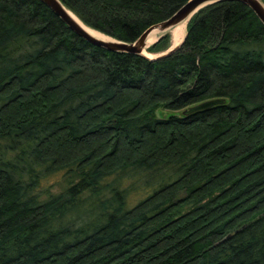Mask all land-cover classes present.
<instances>
[{
  "label": "trees",
  "instance_id": "1",
  "mask_svg": "<svg viewBox=\"0 0 264 264\" xmlns=\"http://www.w3.org/2000/svg\"><path fill=\"white\" fill-rule=\"evenodd\" d=\"M60 1L132 42L188 0ZM56 172L68 185L42 190ZM0 264H264V25L246 4L202 7L151 59L0 0Z\"/></svg>",
  "mask_w": 264,
  "mask_h": 264
},
{
  "label": "water",
  "instance_id": "2",
  "mask_svg": "<svg viewBox=\"0 0 264 264\" xmlns=\"http://www.w3.org/2000/svg\"><path fill=\"white\" fill-rule=\"evenodd\" d=\"M40 1L43 2L56 16H58L72 32H74L77 36L89 41L90 43L97 46H101L109 51L141 54L152 59V58L165 56L171 53L172 51H174L183 42L186 35L185 32V35L183 36L181 42L178 45L174 46L173 48L154 57H149L143 54V50L146 47H148L146 46V40L153 29H157L160 32L162 31L164 32L171 26L181 22L184 19L189 20L192 17V15L202 7L225 0H188L172 16L149 26L144 32H142L138 36V38H136L132 42L118 40L108 35H107L108 38L96 37L91 33L87 32L84 28H82V26H80V24L76 22V20H74V18L69 13L70 10L60 0H40ZM227 1H233V0H227ZM234 1H240L246 4L255 13V15L261 21V23L264 25V2L262 0H234ZM163 35L164 34H161L159 38H161ZM223 102H224L223 98L208 99L183 110V114H187L189 112L200 109H205L215 104H220Z\"/></svg>",
  "mask_w": 264,
  "mask_h": 264
},
{
  "label": "rangeland",
  "instance_id": "3",
  "mask_svg": "<svg viewBox=\"0 0 264 264\" xmlns=\"http://www.w3.org/2000/svg\"><path fill=\"white\" fill-rule=\"evenodd\" d=\"M187 23H188V21H187ZM186 28H187V24H186ZM163 34L164 35L167 34V38L163 42V43H165V45L162 46L163 47L162 50H160L158 52H149V53H151L153 55L155 54L154 56L159 55V54H161V53H163V52H165V51H167V50H169V49H171V48L174 47L173 46V43H172L173 40H172V35L170 34V31L167 30ZM159 40H160V38L157 39L154 42H157ZM182 113H183V110L182 109H179V110H171V109L158 108V109H156L154 111V114H155L156 117H168L170 115L180 116V115H182ZM128 183H129V180H127L126 178H123L122 179L123 186H125ZM40 185H41L42 190L45 189L47 192L54 194V193H59L61 190H63L68 185V182H67L66 179H64L63 172H56V173H54V174H52L50 176H47L46 178L42 179ZM149 190H150V188H144V187H140L139 186L136 189H134L132 191H129L128 196H127V203L129 205H133L134 203L137 202V200L141 199L143 196H145L146 194H148L150 192Z\"/></svg>",
  "mask_w": 264,
  "mask_h": 264
},
{
  "label": "bare ground",
  "instance_id": "4",
  "mask_svg": "<svg viewBox=\"0 0 264 264\" xmlns=\"http://www.w3.org/2000/svg\"><path fill=\"white\" fill-rule=\"evenodd\" d=\"M69 13L74 18V20H76V22L78 24H80V26H82V28H84L87 32H89L92 35L99 37V38H108L107 35L85 25L73 12L69 11ZM187 21H188L187 19H184L181 22H179V23H177V24H175V25H173L167 29L168 31H170V34L172 35L173 46H176L182 40L183 36L185 35ZM166 31H164V32H166ZM164 32H160L157 29H153L152 32L147 37L146 46H149L154 41H156V39L161 34H163ZM146 48L143 50V54H145L149 57H153L155 54L153 55V54L149 53Z\"/></svg>",
  "mask_w": 264,
  "mask_h": 264
}]
</instances>
